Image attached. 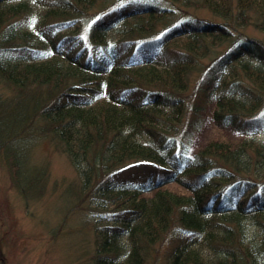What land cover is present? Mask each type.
Listing matches in <instances>:
<instances>
[{
    "label": "trees",
    "instance_id": "trees-1",
    "mask_svg": "<svg viewBox=\"0 0 264 264\" xmlns=\"http://www.w3.org/2000/svg\"><path fill=\"white\" fill-rule=\"evenodd\" d=\"M249 26L264 0H0L1 156L23 197L29 146L66 157L90 264H264V140L190 147L209 111L239 131L264 105Z\"/></svg>",
    "mask_w": 264,
    "mask_h": 264
},
{
    "label": "rangeland",
    "instance_id": "rangeland-1",
    "mask_svg": "<svg viewBox=\"0 0 264 264\" xmlns=\"http://www.w3.org/2000/svg\"><path fill=\"white\" fill-rule=\"evenodd\" d=\"M244 33L264 42V31L249 26ZM0 94H8L1 84ZM210 113L192 138L190 147L196 149L210 138L234 142L253 135L264 140L263 134L256 130L259 121L264 119V105L256 115L244 120L246 132L218 128L212 123ZM28 150L29 164L46 170L44 191L37 196L33 192L28 197L20 194L0 153V264H90L92 227L81 208L86 202L71 208L74 202L71 188H79L74 183V170L48 140H39ZM131 162L124 163V167L131 166ZM126 171L124 176L130 178H137L142 172ZM170 187L179 189L175 184Z\"/></svg>",
    "mask_w": 264,
    "mask_h": 264
}]
</instances>
